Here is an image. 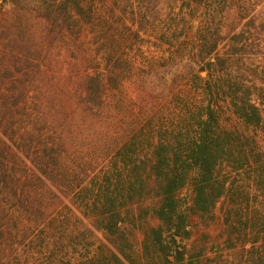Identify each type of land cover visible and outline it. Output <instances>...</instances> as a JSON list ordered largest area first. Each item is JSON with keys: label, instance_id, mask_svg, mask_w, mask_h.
I'll return each instance as SVG.
<instances>
[{"label": "trees", "instance_id": "16d2710c", "mask_svg": "<svg viewBox=\"0 0 264 264\" xmlns=\"http://www.w3.org/2000/svg\"><path fill=\"white\" fill-rule=\"evenodd\" d=\"M88 1L23 0L15 22L24 30L42 23L38 43L15 40L19 56L3 44L28 79H16L20 72L0 55V71L7 74L0 77V264H203L205 254L186 244L190 215L178 196L187 185L191 214L201 219H211L217 203L229 197V237L242 239L245 264H264V62L250 84L212 86L199 76L198 86L187 81L192 91L228 101L240 127L224 126L209 100L191 105L181 127L152 126L147 119L141 128L130 124L121 131L124 123L108 93L134 77L133 66L118 57L106 74L102 59L83 46L82 28L92 27L95 16ZM223 39L214 31L203 34L187 52L209 79ZM94 43L104 50L102 35ZM51 50L57 51L55 66L44 62ZM223 169L237 180L223 176ZM147 191L157 202L139 217L157 225L140 224L137 248L124 230L123 209ZM241 207L243 215L233 214ZM76 214L89 224H68Z\"/></svg>", "mask_w": 264, "mask_h": 264}, {"label": "rangeland", "instance_id": "374dc122", "mask_svg": "<svg viewBox=\"0 0 264 264\" xmlns=\"http://www.w3.org/2000/svg\"><path fill=\"white\" fill-rule=\"evenodd\" d=\"M20 2L16 6L9 0H0V55L4 64H13L12 70L20 72L15 78L26 82L28 77L23 75L24 71L21 72V64L16 63L9 49L6 52L3 44L8 42L19 56L21 49L14 45L15 40L21 42L23 38L26 42L22 44H28L32 38L36 45L44 25L36 22L31 24L29 30L19 28L15 20L24 12L23 0ZM88 5L95 16L92 27L82 28L80 41L83 46L90 54L102 59L101 68L106 74L108 70L111 71L118 57L121 62L126 60L133 66L134 77L122 82L117 92L110 87L108 93L111 103L116 102V112L120 114L118 118L124 123L121 131L130 124L132 126L129 128L134 124L138 125L136 128H141L149 119L152 126L181 127L189 119L191 105L206 104L209 100L215 108H219L224 126L240 127L228 101L221 96L210 99L200 90L192 91L187 81L192 78L198 86L199 76L204 82L209 80L212 86H217L220 81L250 84L256 80L257 70L264 62V0H89ZM1 26H8L9 33ZM213 31L224 39L216 49L217 71L209 79L206 72H198V68L189 63L187 52L198 46L197 40L201 35ZM97 35H102L105 41L102 51L99 49L100 44L94 43ZM174 37L178 39L174 41ZM169 41L173 43L172 47L167 45ZM56 52L51 50L45 64L55 66ZM173 53H177L174 62L171 59ZM178 54H183V57ZM80 56L81 53H78L75 58L81 59ZM3 73L0 71V77H7ZM143 116H146L145 120ZM114 127L112 125L111 130ZM262 146L264 148V141ZM222 174L230 181L233 178L237 180L236 176L232 177L224 169ZM178 197L190 215L189 230L192 237L186 244L193 247L196 253L201 251L205 254L203 264H245V258H241L242 239H237V235L230 238L226 227L225 221L232 208L229 197L217 203L211 219H201L191 214L190 185ZM4 202L9 204L10 201L5 198ZM156 202L154 193L147 191L141 201L136 200L123 209L126 217L124 230L133 235L137 248L142 240L140 224L157 225L151 217L141 220L139 216L142 210L154 207ZM242 209H235L233 214L237 212L243 215ZM52 217V224H57V210L53 211ZM70 218L68 224H89L81 214L75 217L71 215ZM231 221L236 224L237 216ZM97 238L99 240L101 236L97 235ZM32 247L26 246L25 250L31 252Z\"/></svg>", "mask_w": 264, "mask_h": 264}]
</instances>
